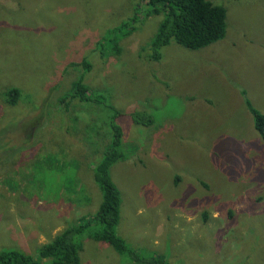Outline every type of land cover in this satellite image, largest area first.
I'll return each mask as SVG.
<instances>
[{
	"label": "rangeland",
	"instance_id": "1",
	"mask_svg": "<svg viewBox=\"0 0 264 264\" xmlns=\"http://www.w3.org/2000/svg\"><path fill=\"white\" fill-rule=\"evenodd\" d=\"M211 1L227 9L223 40L172 43L149 61L163 16L135 22L140 0H0V252L37 256L98 213L108 104L123 111L111 177L128 246L173 264H264V140L246 105L264 115V0ZM125 22L137 30L109 35ZM81 78L104 103L70 102ZM141 111L152 125L129 117ZM76 239L81 264H133L89 233Z\"/></svg>",
	"mask_w": 264,
	"mask_h": 264
},
{
	"label": "trees",
	"instance_id": "2",
	"mask_svg": "<svg viewBox=\"0 0 264 264\" xmlns=\"http://www.w3.org/2000/svg\"><path fill=\"white\" fill-rule=\"evenodd\" d=\"M141 2L146 7L143 14H140ZM141 16L143 19L163 16L154 38L143 47L149 61L161 60L163 57L161 50L172 43L196 51L218 43L227 34V9L211 0H140L138 12L133 20L137 22ZM136 30L137 26L125 22L111 31L109 35L117 33L122 37L131 35ZM114 46L118 47L116 43ZM79 65L83 66L86 71L91 70V64L86 60L80 62ZM79 80L73 84L72 92L68 95L70 102L74 99L81 102L95 100L98 104L105 102L104 95L88 94L89 87L82 82L83 78ZM243 95L245 96V92ZM20 98L21 91L17 87L9 88L5 92V101L11 106H15ZM65 99L62 100L65 102ZM246 105L254 117L256 130L264 140V115L253 107L249 99H246ZM107 106L112 111L108 122L112 138L103 158L96 162L93 170L94 180L102 192V203L98 213L93 217H82L77 225L66 228L51 242L41 246L37 256L15 249L1 251L0 264H81L80 253L83 247L76 237L85 233H89L94 241L109 244L133 264H173L163 255H140L129 247L117 232L121 220L122 196L112 180L111 169L117 161L123 158L118 150L123 138V129L116 122L123 111L112 105L107 104ZM135 113L129 114L134 122L145 125L153 124L152 117L142 114L144 112ZM74 121H77L76 117Z\"/></svg>",
	"mask_w": 264,
	"mask_h": 264
}]
</instances>
